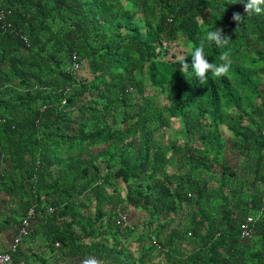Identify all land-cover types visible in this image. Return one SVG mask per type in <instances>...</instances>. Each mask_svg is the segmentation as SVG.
I'll list each match as a JSON object with an SVG mask.
<instances>
[{
  "label": "trees",
  "instance_id": "16d2710c",
  "mask_svg": "<svg viewBox=\"0 0 264 264\" xmlns=\"http://www.w3.org/2000/svg\"><path fill=\"white\" fill-rule=\"evenodd\" d=\"M245 2L0 0L11 264H264V13ZM203 28L231 38L232 64L201 84L191 52Z\"/></svg>",
  "mask_w": 264,
  "mask_h": 264
},
{
  "label": "clouds",
  "instance_id": "9594fccd",
  "mask_svg": "<svg viewBox=\"0 0 264 264\" xmlns=\"http://www.w3.org/2000/svg\"><path fill=\"white\" fill-rule=\"evenodd\" d=\"M264 0H246L244 3L245 12L249 15L264 13ZM232 19L237 22V25L242 22L243 17L239 13H234ZM214 44L216 47L224 49L219 55V63L209 62V59L205 56V45ZM192 57V72L195 74L196 78L201 84H204L207 80V76L211 73L215 77H224L228 75L230 67L232 64V48H231V38L226 35H222V29L215 28V30H210L208 28L202 29V35L199 40L198 46H195L191 52ZM183 71H188V64L183 63ZM264 190V188H263ZM252 218L250 225L255 223L256 217L253 214L246 215L243 223H246ZM241 224V228H242ZM253 227V225H252ZM85 264H95L94 260L85 261Z\"/></svg>",
  "mask_w": 264,
  "mask_h": 264
},
{
  "label": "built area",
  "instance_id": "2783aa9c",
  "mask_svg": "<svg viewBox=\"0 0 264 264\" xmlns=\"http://www.w3.org/2000/svg\"><path fill=\"white\" fill-rule=\"evenodd\" d=\"M33 215H34V211L31 209L28 215L24 218L22 226H21L20 234L14 239V242L12 244L13 250H15L18 247V245L21 243L22 237L29 233L30 219ZM249 220L250 221L242 224V234L244 236L251 237L253 235V227L252 225H250L252 222L251 221L252 218L249 217ZM12 259L13 257L9 252L4 251L0 253V264H11Z\"/></svg>",
  "mask_w": 264,
  "mask_h": 264
},
{
  "label": "rangeland",
  "instance_id": "374dc122",
  "mask_svg": "<svg viewBox=\"0 0 264 264\" xmlns=\"http://www.w3.org/2000/svg\"><path fill=\"white\" fill-rule=\"evenodd\" d=\"M175 51H177V50H175ZM81 74L85 75V74H88V73H86V71L84 70V71L81 72ZM161 100H162L163 103L166 102L164 96L161 97ZM181 127H182V123L179 122L178 120H174L172 122V127H170L169 130H168L169 132H171V137H175L176 135L180 136L179 130H180ZM222 129L224 131V135H226V136L230 135L231 132L227 128H224L222 126ZM237 156L238 155L233 156L234 157L233 159L237 158ZM232 163H234L235 166H237V164H238V167H239L238 159L233 160ZM128 215L130 216V219H131V221H133V223H137V224L139 223L141 225L142 224V220L145 219L146 212H144L142 210L140 211L139 209L133 208V209H130ZM145 227L143 226L142 228L146 229Z\"/></svg>",
  "mask_w": 264,
  "mask_h": 264
}]
</instances>
